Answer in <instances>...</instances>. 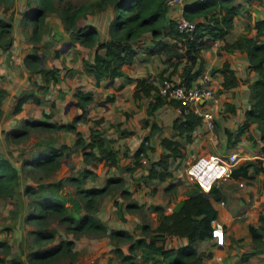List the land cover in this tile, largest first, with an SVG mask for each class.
<instances>
[{
    "label": "trees",
    "instance_id": "trees-1",
    "mask_svg": "<svg viewBox=\"0 0 264 264\" xmlns=\"http://www.w3.org/2000/svg\"><path fill=\"white\" fill-rule=\"evenodd\" d=\"M26 1L27 7L23 16L25 23L31 25V36L39 38V28L43 23L45 12H54L62 23L63 29L68 33L69 40L86 46L96 44L97 47L103 49V52L95 50L90 60L81 58L83 70L94 78L93 85H97L101 78L110 80L117 76H125L130 79L125 68L133 62L136 50H141L147 56L157 55L159 61L163 63V68L156 76L158 81L163 77L170 79L172 74H176L178 76V80H174L176 84L189 86L202 73V51L207 49L214 39L224 40L223 37L232 27L234 16L241 11L239 2H233V0L188 1L183 6L182 15L194 22V28L191 31L183 32L177 30L175 18L168 15L164 0H92L81 2L76 6L68 3L62 5L63 3L60 4L61 0ZM107 6H110L113 11L107 25L108 38L105 41H97L95 26L88 22L79 23L78 19L84 18L88 11L102 10ZM198 16H203L204 19L196 20L195 17ZM247 16L246 14L245 18ZM253 27L255 28L253 36L237 35L230 41H223L221 48L227 51L235 49L244 51L249 67L257 73V77L248 84L249 106L243 111L244 119L237 125L236 134L237 136L243 134L248 139H252L249 134L250 124L256 122L261 140L259 149L264 152V40L258 38L259 34H264V16L256 19L253 22ZM10 44V24L0 18V48L7 50ZM58 52V49H54L53 56H57ZM40 54V51L34 46L22 58L27 70L31 73H39L42 82H33L36 89L31 88L17 95L12 106L13 113L19 111L26 101L35 104L43 103L45 99L37 94V89L45 93L48 82L56 83L60 80L58 67H45L40 64L42 61ZM164 72H166L165 75ZM214 72L221 75L220 89L234 86L237 83V78L226 61L219 66L211 67L209 73ZM5 94L6 90L0 87V104ZM72 95L76 99L73 105L80 108L79 114L74 115L68 121L55 122L35 119L31 124H38L46 129L73 132L75 134L73 146L81 148L84 160H86L85 154H87L93 159L103 158L110 163L115 162L114 153L108 145V139L102 138L97 131L90 127L89 129L92 131L90 130L88 140L83 142L81 132L75 126V123L83 120V116L86 114V104L92 100L91 91L82 90L77 86ZM131 95L133 98L141 95L149 96L147 105L149 110L164 102V98L157 94V83L151 75L134 78ZM111 97L112 95H107L106 99ZM167 101L169 104L181 108L179 116L172 121L173 133L177 137H160L159 142L163 151L160 152L157 159L151 162L145 174V178L153 182H160L167 177H172L168 166L169 159L182 158L185 155V145L192 140L191 131L201 122L200 115L191 109L180 106L173 99ZM224 107L221 114H229L234 111L231 103H224ZM11 132L17 134L21 131ZM224 132L228 138L231 136L229 129L225 128ZM118 133L119 135L126 134L124 131H118ZM85 146L95 148L97 153L92 151L85 153L83 151ZM65 148L67 146L64 144L54 146L50 143L37 149L34 155L21 162L23 165L54 171L61 162L60 157ZM144 150L145 145L143 144L134 149V166H137L142 156L146 155ZM249 165L252 166L253 173L264 169L263 165L255 164L253 160H245L232 167L229 176L251 182V174H248L247 169ZM17 178V167L7 157L0 155V197L15 199L14 202L18 204L21 200L16 197ZM65 179L74 185L75 194L82 201L80 204L79 201L70 199L72 208L79 209L81 207L84 211L76 216L67 212V207L64 204L66 198L58 196L51 190V192L35 195L32 202L34 212L28 213L27 219L36 220L37 225H40L42 219L52 215L58 217L68 231L108 234L110 238L115 239L120 236L131 237L130 233L124 229H107L106 225L93 214L96 208V199L106 193V186L110 179H107L104 185L88 187L80 185L81 177L67 175ZM115 180L120 182L121 178L116 177ZM55 185L59 186L60 182L56 181ZM28 189L29 187L26 186L23 191L27 192ZM261 190L262 193L258 196V201H264V183ZM211 191L213 190L211 189ZM209 193L205 196L194 184V189L181 200L177 209L164 211L160 205H154L153 209L157 211V223L151 229L152 235L184 236L186 242L178 246L159 247L152 241L146 242L144 237H138L135 242L141 249V256L151 258L153 263L156 262V259L152 258L151 252L160 254L165 264H206L197 254L193 243L196 240L211 238L210 219L216 217V210L210 203ZM130 206L132 205H127L128 208ZM258 220L259 224L256 226L248 225L247 227L248 234L255 246L263 244L260 238L264 213L258 214ZM31 233L34 236L35 244L38 245L37 248L28 251L25 260L16 256L9 257L7 259L9 264H49L51 259L70 252L72 241L60 238L53 242L55 231L37 227L31 230ZM45 242L47 244H44ZM2 245L7 246L4 240H0V246ZM146 245L150 247L149 252L144 249ZM115 252L122 263L139 264L133 260L130 253L124 254L118 247H115ZM252 253V249L241 252V264H245L244 262ZM0 261H3L2 257H0Z\"/></svg>",
    "mask_w": 264,
    "mask_h": 264
},
{
    "label": "rangeland",
    "instance_id": "rangeland-1",
    "mask_svg": "<svg viewBox=\"0 0 264 264\" xmlns=\"http://www.w3.org/2000/svg\"><path fill=\"white\" fill-rule=\"evenodd\" d=\"M87 1L92 0H61L60 4L67 5L68 3L76 6ZM247 1L233 0V2H239L242 16L248 13L245 7ZM256 1L261 3L262 0ZM26 2V0H0V18L9 22L11 35V44L8 49L2 50L0 48V87L6 90L0 104L4 111L0 116V155L7 157L17 167L18 188L16 197L21 200L17 204L14 202L15 199L0 197V240H4L7 244V246H0V257L3 258L0 264H9L7 259L12 256L25 260L26 253L38 246L35 244L34 236L31 233V230L37 227L55 231L53 242L60 238L72 241L70 252L58 255L51 259L49 264H124L117 256L115 247H118L124 254L130 253L136 263L163 264V260L160 258H155L156 262L153 263L147 257H142L140 247L137 246L135 239L144 237L146 242L152 241L154 245L159 247H169V245L173 246L178 243L179 236L172 234L152 235L151 229L157 223V211L153 209V206L160 205L164 211H169L177 202L176 200L187 193L188 183L194 185L185 176L186 164L183 162V158H174L170 162L171 178L167 177L160 182H153L145 178L146 172L143 168L146 165V160L157 157L159 152L151 146L150 137L144 133L130 132L123 135L121 140L118 139V135L116 137L115 131H108V129L115 128L112 124L116 123L117 119L113 118L111 123L103 122L100 114L92 112V109L98 103L106 101L104 99L100 100V97H96L91 102L93 103L91 106H86V114L83 116V120L76 122L75 126L81 132L83 142L88 140L90 127H92V130L97 131L102 138L108 139V145L114 153L115 162L113 163L103 158L93 159L87 154H85L86 160H84L81 148L73 146L75 134L71 131L46 129L41 125L31 124L35 119L55 122L68 121L74 115L79 114L80 109L73 105L76 100L75 97H72L75 87L69 93V91L58 88L55 83L48 82L47 92L42 93L40 89H37V94L40 97L46 96L41 105L24 102L21 111L13 113L12 106L17 95L31 88L36 89L33 82H42L39 73L32 74L25 67L22 58L26 52L35 46L41 53L42 65L51 67L53 66L51 63H54V66L58 67L60 77L66 71L65 67L69 61L66 57H63L62 60L55 58L54 62L53 50L57 48L59 51L61 50V53H69L74 45L69 40L68 33L63 30L62 23L54 12H45L43 23L39 28V38L36 39L35 36H31V25L25 23L23 16V12L27 7ZM86 18L87 15L84 18H79L78 22H87L84 20ZM68 41L69 44L67 45ZM223 41L222 43H224ZM24 71L26 72V80L23 79ZM156 76L153 75V78L156 83H159L162 78L158 81ZM62 87L64 86L62 85ZM222 100L223 98H221L215 110V113L217 112L220 115L221 111L225 109ZM165 101L168 103L167 99ZM216 124L213 118L211 128L213 134L216 130ZM230 126L233 127L232 131H235L233 123ZM15 130L21 132L12 134L11 131ZM144 140H146V144H143ZM50 143L54 146L61 144L67 146L60 157L61 162L57 169L51 171L22 164L23 159L29 158L34 155L37 149ZM140 144L145 145L144 153L146 155L142 156L140 159L141 166L137 167L133 163V152ZM83 151L85 153L87 151L97 153L95 148L89 146H85ZM190 152L197 153V150L196 148L185 150V155ZM228 152L230 151H226L224 154ZM143 159H145L144 163H142ZM257 163L259 164V160ZM67 175L81 177L80 185L83 187L101 186L105 184L107 179H110L106 186V193L96 199V208L93 214L106 225L107 229H124L130 233L131 237L124 238L120 236L115 239L110 238L108 234L68 231L65 229L63 222L52 215L42 219L40 225H37L36 220L27 219L28 213L34 212L32 202L35 195L51 192V190L58 196L66 198L64 204L67 207V212L76 216L84 211L81 207L79 209L72 208L70 199L73 198L79 201L80 204L82 201L75 194L74 185L65 179ZM116 177H120L121 181L115 180ZM56 181L60 182L59 186L55 185ZM217 182L219 183H214L208 193L210 192L209 194L212 195L221 192L228 197L230 202L234 203L235 190L239 188L236 186L235 180L225 178ZM26 186L29 189L24 192ZM192 189H194V186ZM250 199L249 202L242 203L243 206L232 213L233 221H236V223L238 221L236 235H239L235 237V232H233V236H231L232 232H228V245L236 241L244 250L253 245V254L254 251L264 253L259 245L255 246L250 240L244 238V236L247 237V226L256 224L253 218L256 217L257 213H264V202L254 203V199ZM127 205L132 206L128 208ZM142 225L144 227H141ZM263 230L264 224L261 231L263 232ZM225 235L224 227V240ZM44 244H47V242ZM149 248L148 245L144 247L147 252H149ZM154 255L151 252V256ZM155 257L159 256L155 255Z\"/></svg>",
    "mask_w": 264,
    "mask_h": 264
},
{
    "label": "crops",
    "instance_id": "crops-1",
    "mask_svg": "<svg viewBox=\"0 0 264 264\" xmlns=\"http://www.w3.org/2000/svg\"><path fill=\"white\" fill-rule=\"evenodd\" d=\"M263 4L264 0H262L261 3H258L256 0H248L245 3V7L248 12L245 13V15H248L247 18H245V15L242 16L240 12L236 16H234L230 32L225 34V36L223 37L224 41H230L232 38L240 34H248L253 36L255 33L253 22L256 19H260L264 16ZM167 13L169 16L176 18V16L178 15V8L167 7ZM112 14L113 11L110 6H107L102 10L88 11L85 14V17L87 15V18L84 20L88 23L93 24L96 28L97 41H105L108 38L107 25L110 18L112 17ZM195 19L202 20L204 19V17L198 16L195 17ZM258 38L260 40H264V34H259ZM73 44L74 45L72 47V51H69V53H61V50L59 51L58 49V55L54 56L53 58L54 61L55 58L62 60L63 57H66L67 61H69V63L65 67L66 71L61 74L62 76H60V80L55 83L56 86L61 90L69 91V93H71L73 87L77 86H79L83 90H90L92 100L88 102L86 106H91L93 104L91 102H93L96 97H100V100H106L103 103H98L92 109V112H97L98 114H100L103 122L107 121L108 123H111L113 122V118L117 119V122L112 124L113 126L116 125L115 128L108 129V131H115L116 137L117 135L119 136L118 139L122 140L123 138V135H119L118 131H124V134H129L130 132L144 133L149 136L151 139V146L154 147L155 151H158L159 153L157 157L146 160L147 162L143 169L144 172H147L151 162L157 159L160 152L163 151V148L161 147L159 142L160 137H177L173 133L172 121L179 116L180 108L167 103L164 99V102L149 110V108L147 107L148 101L150 99L149 96L141 95L137 98H133L131 93L134 87V78L143 77L146 75H157L158 72L163 68V63L159 61V57H157V55L155 54L147 56L144 55L141 50H136L133 62L125 68V72L131 77L130 79H127L125 76H117L114 77L111 82H109V80L101 78L97 85H93L94 78L91 74L86 73L83 70L81 58L90 60L91 55L95 50L103 52V49L97 47L96 44H93L91 46L82 45L78 42H73ZM222 44V39H214L209 48L204 50L202 73L191 82V84H194L200 81H205L213 88V90H215L217 94L218 102L213 110V118L217 123L215 133L213 134L211 130L207 129L204 123L201 121L200 124L192 129V140L185 145V150H188L190 148H192V150H194L195 148L196 150H198L202 147L207 152L223 155L224 152H231L233 151V149H235V153H237L238 155L237 163L245 159H250L253 160L255 164H258L257 162L259 160V164L264 166V152H261L259 149L261 140L256 122H252L250 124L249 134L252 136V139H248L243 134H240L238 136L236 134L237 125L244 119L243 111L249 106L248 84L257 77V73L249 67L247 56L244 51H239L236 49L227 51L221 48ZM225 61L233 70V73L237 78V83L234 86L220 89L221 75L218 72H214L211 74L209 73V70L211 67L219 66ZM51 64L53 66L55 65L54 63ZM23 73V79L26 80V72L24 71ZM163 74L165 75L166 72H164ZM170 77L173 80H178V76L176 74H172ZM62 85L64 87H62ZM56 93H58V91H56ZM107 95H112V97L110 99H106ZM221 98H223V104H233V112L221 115L217 114V112L215 113L216 107ZM26 102L35 104L31 101ZM41 104L42 103L36 105ZM56 104L57 102L55 103V105ZM20 111L21 109L17 112ZM2 113H4V111L1 107L0 116L2 115ZM232 123L235 127V131H232L233 127L230 126ZM225 128L229 129L232 132L229 138L224 132ZM172 160L174 159L171 158L168 161L169 169L170 162ZM144 162L145 159L142 160V163ZM138 166H141V160L137 167ZM247 169L248 174H251V182H245L240 178H233L230 176L226 178L229 180H235L236 186L239 187L235 190L234 203L230 202L228 200V197L224 196L221 192L208 195L210 203L216 210V217L219 218L224 224L226 235L225 240H223L224 243L222 244H216L214 239L212 238L196 240L193 243L194 248L203 263L241 264L242 262L240 253L243 251L254 249L253 245H250V248L244 250L243 248H241V246H239L238 243H236V241L235 243L231 242V246L228 245V232H232L231 236H233V232H235V237L239 235H236V225L238 224V221L237 223L236 221H233L232 213L237 208L243 206L241 205L242 203H247V201L249 202L251 200L250 198L254 199V203L264 202L257 200L260 193H262L261 188L262 184L264 183V169L256 173L252 172L253 169L251 165H249ZM193 186L194 185H190V183H188V187L186 190L187 193L193 188ZM187 193H185L184 196L178 198L176 200L177 202L173 207L170 208V210L177 209L181 200L187 195ZM223 198L225 199V203ZM220 201H222V203H220ZM257 215L255 218H253V220L256 221V224H259V220L257 223ZM256 224L254 226H256ZM246 232L247 237L244 236L245 240L248 239V241H251V237L248 234L247 230ZM260 239L263 241V244L259 246L264 252V230L261 234ZM185 242L186 238L184 236H179L178 243L173 246H178ZM169 247L172 246L169 245ZM247 247L248 245L246 246V248ZM254 252L255 253H252L244 263L264 264V253H258L257 251ZM154 254L159 257H155L154 255L152 257L153 259H162V256L160 254ZM147 259L150 260L151 258ZM223 259H225V261H223ZM163 264H165L164 260Z\"/></svg>",
    "mask_w": 264,
    "mask_h": 264
},
{
    "label": "built area",
    "instance_id": "built-area-1",
    "mask_svg": "<svg viewBox=\"0 0 264 264\" xmlns=\"http://www.w3.org/2000/svg\"><path fill=\"white\" fill-rule=\"evenodd\" d=\"M188 1L194 0H164L167 7L178 8V15L175 18L178 31L187 32L194 28V22L182 15L183 6ZM157 94L167 100L173 99L180 106L199 114L205 127L211 130L213 110L218 98L215 90L205 81L183 86L176 84L171 78L163 77L157 83ZM143 144H146V140L143 141ZM182 158L186 164L184 173L187 179L196 184L201 192L208 193L214 183L229 177L232 167L237 163L238 155L235 151L219 155L207 152L201 147L197 153L190 152ZM210 235L216 244L223 243L224 224L217 217L210 219Z\"/></svg>",
    "mask_w": 264,
    "mask_h": 264
},
{
    "label": "water",
    "instance_id": "water-1",
    "mask_svg": "<svg viewBox=\"0 0 264 264\" xmlns=\"http://www.w3.org/2000/svg\"><path fill=\"white\" fill-rule=\"evenodd\" d=\"M69 44V41L67 42V45ZM41 56V55H40ZM40 64H42V61L40 62ZM112 79L109 80V82H111ZM205 196H207V193H204Z\"/></svg>",
    "mask_w": 264,
    "mask_h": 264
}]
</instances>
